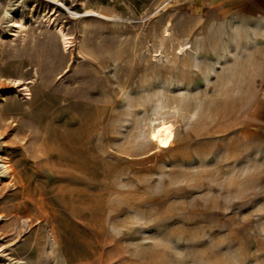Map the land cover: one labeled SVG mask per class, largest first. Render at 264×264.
I'll return each instance as SVG.
<instances>
[{
	"label": "rangeland",
	"instance_id": "374dc122",
	"mask_svg": "<svg viewBox=\"0 0 264 264\" xmlns=\"http://www.w3.org/2000/svg\"><path fill=\"white\" fill-rule=\"evenodd\" d=\"M0 264H264V19L0 0Z\"/></svg>",
	"mask_w": 264,
	"mask_h": 264
},
{
	"label": "crops",
	"instance_id": "0c3cea01",
	"mask_svg": "<svg viewBox=\"0 0 264 264\" xmlns=\"http://www.w3.org/2000/svg\"><path fill=\"white\" fill-rule=\"evenodd\" d=\"M223 12L264 19V0H212Z\"/></svg>",
	"mask_w": 264,
	"mask_h": 264
},
{
	"label": "bare ground",
	"instance_id": "6f19581e",
	"mask_svg": "<svg viewBox=\"0 0 264 264\" xmlns=\"http://www.w3.org/2000/svg\"><path fill=\"white\" fill-rule=\"evenodd\" d=\"M172 125L169 123H161L157 129H155L152 133L151 136L157 143L163 147H167L171 144L173 140V130H172Z\"/></svg>",
	"mask_w": 264,
	"mask_h": 264
},
{
	"label": "snow or ice",
	"instance_id": "6c2138e0",
	"mask_svg": "<svg viewBox=\"0 0 264 264\" xmlns=\"http://www.w3.org/2000/svg\"><path fill=\"white\" fill-rule=\"evenodd\" d=\"M153 138H155V137H153Z\"/></svg>",
	"mask_w": 264,
	"mask_h": 264
}]
</instances>
